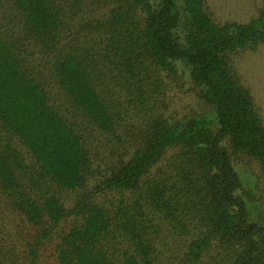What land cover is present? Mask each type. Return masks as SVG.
Wrapping results in <instances>:
<instances>
[{"label":"trees","instance_id":"1","mask_svg":"<svg viewBox=\"0 0 264 264\" xmlns=\"http://www.w3.org/2000/svg\"><path fill=\"white\" fill-rule=\"evenodd\" d=\"M261 2L219 24L205 0H0V264H39L54 238L56 264H264V210L232 157L264 179L232 61L264 45ZM181 68L212 118H166Z\"/></svg>","mask_w":264,"mask_h":264},{"label":"rangeland","instance_id":"2","mask_svg":"<svg viewBox=\"0 0 264 264\" xmlns=\"http://www.w3.org/2000/svg\"><path fill=\"white\" fill-rule=\"evenodd\" d=\"M219 24L228 22L247 23L254 19L262 6L261 0H205ZM235 70L241 83L252 93L257 111L264 124V45L256 51H244L232 57ZM163 111L166 118L171 120H185L190 117L206 116L212 118V112L199 98L198 91L192 85L188 73L180 70L178 76L166 88L163 95ZM22 155L26 150L18 146ZM106 153V152H105ZM103 157V156H102ZM233 163L246 183L255 189L257 209L264 210V179L258 164L244 156H232ZM104 158V157H103ZM29 162L27 161L26 164ZM105 168H102L104 174ZM71 202L72 194H66ZM13 227L25 241H29L36 233V228L25 226L21 220H11ZM64 229L69 228L65 224ZM56 238L45 241L39 251V264H56Z\"/></svg>","mask_w":264,"mask_h":264}]
</instances>
